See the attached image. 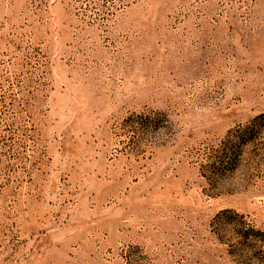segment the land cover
Listing matches in <instances>:
<instances>
[{
  "label": "rangeland",
  "instance_id": "rangeland-1",
  "mask_svg": "<svg viewBox=\"0 0 264 264\" xmlns=\"http://www.w3.org/2000/svg\"><path fill=\"white\" fill-rule=\"evenodd\" d=\"M0 264H264V0H0Z\"/></svg>",
  "mask_w": 264,
  "mask_h": 264
}]
</instances>
